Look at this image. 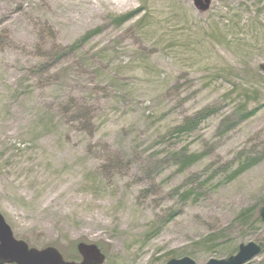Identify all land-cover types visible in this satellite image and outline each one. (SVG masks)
Instances as JSON below:
<instances>
[{"label":"rangeland","instance_id":"obj_1","mask_svg":"<svg viewBox=\"0 0 264 264\" xmlns=\"http://www.w3.org/2000/svg\"><path fill=\"white\" fill-rule=\"evenodd\" d=\"M260 207L264 0H0L16 238L72 260L93 242L102 264H205L253 241L264 264Z\"/></svg>","mask_w":264,"mask_h":264},{"label":"water","instance_id":"obj_2","mask_svg":"<svg viewBox=\"0 0 264 264\" xmlns=\"http://www.w3.org/2000/svg\"><path fill=\"white\" fill-rule=\"evenodd\" d=\"M196 4L207 6L209 0H195ZM259 216L264 222V207H260ZM76 249L81 256L79 261L65 259L54 246L48 245L42 248L28 246L22 240L13 236L9 224L0 212V264H102L104 253L95 243L79 241ZM261 251V246L253 241L240 243L235 254L225 258H210L205 264H244L247 260ZM165 264H196L189 256L180 258L171 257ZM248 264V263H245Z\"/></svg>","mask_w":264,"mask_h":264},{"label":"trees","instance_id":"obj_3","mask_svg":"<svg viewBox=\"0 0 264 264\" xmlns=\"http://www.w3.org/2000/svg\"><path fill=\"white\" fill-rule=\"evenodd\" d=\"M133 15H134V12H130V13L123 15V16L121 15L118 18V22H124L127 19L131 18ZM98 31H99V28H95V29L90 30L85 35H83L79 41L82 42V41L88 39L91 35H93L94 33L98 32Z\"/></svg>","mask_w":264,"mask_h":264}]
</instances>
